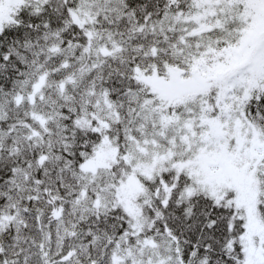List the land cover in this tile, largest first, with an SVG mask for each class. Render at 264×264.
<instances>
[{
    "label": "snow or ice",
    "instance_id": "snow-or-ice-1",
    "mask_svg": "<svg viewBox=\"0 0 264 264\" xmlns=\"http://www.w3.org/2000/svg\"><path fill=\"white\" fill-rule=\"evenodd\" d=\"M0 264H264V0H0Z\"/></svg>",
    "mask_w": 264,
    "mask_h": 264
}]
</instances>
